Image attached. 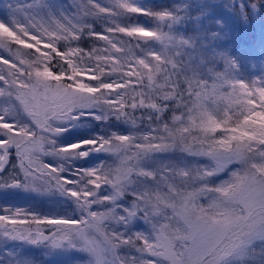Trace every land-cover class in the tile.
<instances>
[{"label": "snow or ice", "instance_id": "6c2138e0", "mask_svg": "<svg viewBox=\"0 0 264 264\" xmlns=\"http://www.w3.org/2000/svg\"><path fill=\"white\" fill-rule=\"evenodd\" d=\"M16 194L0 264H264V0H0Z\"/></svg>", "mask_w": 264, "mask_h": 264}, {"label": "trees", "instance_id": "16d2710c", "mask_svg": "<svg viewBox=\"0 0 264 264\" xmlns=\"http://www.w3.org/2000/svg\"><path fill=\"white\" fill-rule=\"evenodd\" d=\"M156 3L157 5H162L168 2V0H149L147 3ZM258 34V28L257 26H253L250 29L244 30L241 29L239 31V35L233 37V42L237 45V47L240 46H247L250 43H253L256 39V35Z\"/></svg>", "mask_w": 264, "mask_h": 264}, {"label": "rangeland", "instance_id": "374dc122", "mask_svg": "<svg viewBox=\"0 0 264 264\" xmlns=\"http://www.w3.org/2000/svg\"><path fill=\"white\" fill-rule=\"evenodd\" d=\"M148 1L149 0H145V2ZM5 200H7V202L9 203H13L21 207H28L29 205H31L37 211H47V208L45 206L34 201L26 200L23 194L10 195L8 197L0 196V203H3Z\"/></svg>", "mask_w": 264, "mask_h": 264}]
</instances>
